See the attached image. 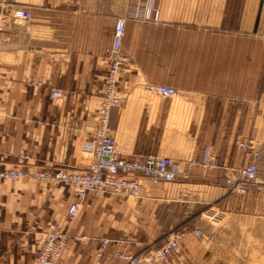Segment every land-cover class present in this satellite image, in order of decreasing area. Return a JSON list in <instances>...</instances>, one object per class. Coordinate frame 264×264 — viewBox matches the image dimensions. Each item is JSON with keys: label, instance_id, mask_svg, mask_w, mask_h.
<instances>
[{"label": "crops", "instance_id": "obj_1", "mask_svg": "<svg viewBox=\"0 0 264 264\" xmlns=\"http://www.w3.org/2000/svg\"><path fill=\"white\" fill-rule=\"evenodd\" d=\"M15 8L30 19H13ZM2 17L0 170L88 168L119 18L132 63L110 116L117 152L188 160L211 147L217 165L172 182L140 176L135 197L0 180V264H34L53 219L72 236L70 264H128L117 253L145 256L176 234L181 249L170 264H264V0H0ZM148 84L177 95L150 94ZM247 140L262 151L257 182L245 195L229 194L225 179L244 164L238 144ZM210 213L223 224H209Z\"/></svg>", "mask_w": 264, "mask_h": 264}, {"label": "built area", "instance_id": "obj_2", "mask_svg": "<svg viewBox=\"0 0 264 264\" xmlns=\"http://www.w3.org/2000/svg\"><path fill=\"white\" fill-rule=\"evenodd\" d=\"M11 17L15 20L27 21L31 14L26 9L15 8L11 12ZM4 22L5 18H0V30H2ZM125 27L126 20L119 18L115 23L112 45L109 50V67L103 84L96 127L90 142L92 159L88 168L75 171L45 168L35 172L20 168L2 169L0 170V180L31 177L64 184L81 197L90 191L98 194L109 193L135 197L141 193L142 185L138 179L140 176L149 178L153 183L172 182L177 179H189L196 166L204 169L216 167L217 159L211 147L205 149L201 159L191 158L188 160L158 155L127 158L117 152L116 139L109 134V129L111 112L122 101L118 87L120 75L128 71L132 63V58L123 49ZM146 89L150 94L166 99L177 95V90L169 86L148 84ZM52 98L60 100L62 91L53 90ZM239 144L245 159L249 162L226 176V182L232 193L245 195L249 192L250 185L256 181L257 161L261 157V150L251 141ZM24 157H28V155ZM78 211L79 203L70 204L68 207L69 222L76 217ZM194 234L201 237L203 231L198 228ZM181 237V234L174 235L166 243L148 252L145 256L123 252L117 253V256L128 264H170L174 256L180 252ZM71 239L72 236L57 219L50 221L36 241L34 264H70L64 260V256ZM108 243V239L102 240L103 247Z\"/></svg>", "mask_w": 264, "mask_h": 264}, {"label": "rangeland", "instance_id": "obj_3", "mask_svg": "<svg viewBox=\"0 0 264 264\" xmlns=\"http://www.w3.org/2000/svg\"><path fill=\"white\" fill-rule=\"evenodd\" d=\"M249 141H251V142H253L252 140H247V142H249ZM254 143V142H253ZM255 144V143H254ZM240 144H238V146H239ZM255 146L257 147V148H259L260 150H261V148L257 145V144H255ZM239 148H240V146H239ZM241 149V148H240ZM241 151H242V149H241ZM243 152V151H242ZM261 154H262V151H261ZM243 157H244V164L241 166V167H243L244 165H246V164H248V162L249 161H247L246 159H245V156H244V152H243ZM261 158V157H260ZM259 160V159H258ZM258 162V161H257ZM235 170V169H234ZM233 170V171H234ZM257 176H258V173H257ZM226 180V179H225ZM257 182V178H256V181L254 182V183H252V185H250V187L251 186H253V187H255L254 185H255V183ZM226 185H227V188H228V192H229V194H235V193H232L231 191H230V188H229V186H228V184H227V182H226ZM249 187V188H250ZM257 187V189L258 190H261V187H259V186H256ZM262 191H264V187L262 188ZM235 195H237V194H235ZM258 206L259 207H261V209H264V201H262V202H259L258 203ZM214 213H210V215H209V217H207V219H208V221H209V224H211V225H216L217 224V222H219V223H221V225L223 224V219H221V215L219 216V215H216V214H214ZM218 217H220V219L218 218Z\"/></svg>", "mask_w": 264, "mask_h": 264}]
</instances>
